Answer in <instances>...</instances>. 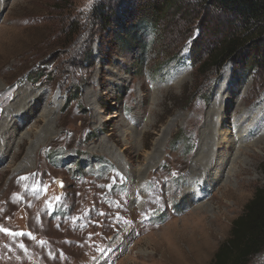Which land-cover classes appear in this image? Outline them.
<instances>
[{
  "label": "rangeland",
  "instance_id": "1",
  "mask_svg": "<svg viewBox=\"0 0 264 264\" xmlns=\"http://www.w3.org/2000/svg\"><path fill=\"white\" fill-rule=\"evenodd\" d=\"M140 3L0 0V264H208L264 181V70L200 73L224 16Z\"/></svg>",
  "mask_w": 264,
  "mask_h": 264
},
{
  "label": "trees",
  "instance_id": "2",
  "mask_svg": "<svg viewBox=\"0 0 264 264\" xmlns=\"http://www.w3.org/2000/svg\"><path fill=\"white\" fill-rule=\"evenodd\" d=\"M66 2L67 0H58ZM145 4H137L139 13L136 22L142 27L152 29L156 36L161 35L160 20L166 18L172 11L182 8L180 0H144ZM195 9L213 7L224 16L226 25L219 30V36L204 49L196 42L203 36L198 33L190 47L191 63L200 61V73L220 68L230 62L233 75L236 78L245 77L254 71L264 70V0H193ZM194 10V9H193ZM193 10H186V14ZM142 11L147 13L143 16ZM200 10L197 23L200 30L207 25L210 13ZM96 17L103 23H113L122 27L121 16L116 12H106L104 6L95 10ZM135 12V13H136ZM136 13V14H138ZM194 13V11H193ZM192 13V14H193ZM185 15V12H184ZM127 26V25H126ZM125 27V26H124ZM129 29L133 27L129 26ZM115 36L120 37L117 30ZM201 36V37H200ZM206 56L203 59L201 55ZM177 58V54L171 58ZM44 77L42 70L37 69L29 75ZM72 100L78 99L79 89L76 88ZM209 97V96H208ZM179 138L176 137L175 142ZM264 173V166L262 167ZM264 251V181L258 185L252 197L244 204L241 214L232 220L229 235L217 247L208 264H248L257 254Z\"/></svg>",
  "mask_w": 264,
  "mask_h": 264
},
{
  "label": "snow or ice",
  "instance_id": "3",
  "mask_svg": "<svg viewBox=\"0 0 264 264\" xmlns=\"http://www.w3.org/2000/svg\"><path fill=\"white\" fill-rule=\"evenodd\" d=\"M62 186H63V185L61 184V187H62ZM57 199H59V197H57ZM0 230L5 231V232H8L7 229H0ZM17 234H19V233H17Z\"/></svg>",
  "mask_w": 264,
  "mask_h": 264
},
{
  "label": "bare ground",
  "instance_id": "4",
  "mask_svg": "<svg viewBox=\"0 0 264 264\" xmlns=\"http://www.w3.org/2000/svg\"><path fill=\"white\" fill-rule=\"evenodd\" d=\"M246 116H247V115H246ZM246 116H245V118H247ZM239 118H240V117H239ZM221 123H222V121H221ZM223 138H225V137H223ZM229 147H230V146H228V148H229ZM219 156H220V155H219ZM223 159H224V158H223Z\"/></svg>",
  "mask_w": 264,
  "mask_h": 264
},
{
  "label": "water",
  "instance_id": "5",
  "mask_svg": "<svg viewBox=\"0 0 264 264\" xmlns=\"http://www.w3.org/2000/svg\"><path fill=\"white\" fill-rule=\"evenodd\" d=\"M59 186H61V185L59 184Z\"/></svg>",
  "mask_w": 264,
  "mask_h": 264
}]
</instances>
